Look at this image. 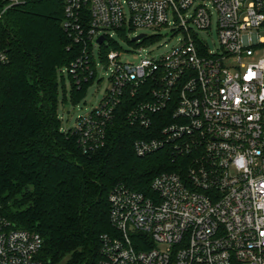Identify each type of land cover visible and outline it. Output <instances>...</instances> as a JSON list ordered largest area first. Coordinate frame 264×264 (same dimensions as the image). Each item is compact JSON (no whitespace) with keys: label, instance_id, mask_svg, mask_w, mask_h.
<instances>
[{"label":"built area","instance_id":"obj_1","mask_svg":"<svg viewBox=\"0 0 264 264\" xmlns=\"http://www.w3.org/2000/svg\"><path fill=\"white\" fill-rule=\"evenodd\" d=\"M22 1L8 0L7 7ZM64 1L63 27L82 46L69 73L79 85L92 83L97 47L113 68L104 100L76 123L84 147L104 142L125 94L135 98L148 82L127 119L145 128L158 120L161 128L158 136L137 139L135 150L146 155L169 146L185 158L178 170L153 178L152 195L125 185L111 192L116 231L102 235L98 264H264V58L244 61L264 47V0ZM212 9L217 50L198 34L211 30ZM127 26H168L183 37L159 57L140 49L137 62L122 61L114 48L101 50L110 30ZM139 34L131 40L147 36L133 40ZM7 59L0 51V62ZM42 247L39 233L18 228L0 206V264H46Z\"/></svg>","mask_w":264,"mask_h":264},{"label":"trees","instance_id":"obj_2","mask_svg":"<svg viewBox=\"0 0 264 264\" xmlns=\"http://www.w3.org/2000/svg\"><path fill=\"white\" fill-rule=\"evenodd\" d=\"M7 4L0 0V51L8 58L0 62L1 211L18 228L42 236L46 264H98L102 235L116 231L111 192L125 185L152 195L153 178L178 170L185 158L169 146L146 155L135 150L137 139L158 136L161 128L158 120L145 128L127 119L135 101L144 100L148 82L135 98L125 94L104 142L86 149L76 125L62 128L58 113L60 77L65 81L60 71L82 51L63 27L65 1ZM70 77L72 100L80 101L91 81L79 85Z\"/></svg>","mask_w":264,"mask_h":264},{"label":"rangeland","instance_id":"obj_3","mask_svg":"<svg viewBox=\"0 0 264 264\" xmlns=\"http://www.w3.org/2000/svg\"><path fill=\"white\" fill-rule=\"evenodd\" d=\"M211 30L198 31L199 37L207 42L209 49L217 50L219 46V37L217 33V12L212 9ZM146 33L147 36L139 41L133 42L131 37ZM110 38L106 46L114 48L120 52L122 61L137 62L140 59V49L143 55L159 57L168 53L172 48L178 46L183 37L180 31H173L171 27L163 26L161 28H137L130 29L128 26L124 32L110 30ZM260 36L264 37V28L260 30ZM94 54L97 62V75L93 82L86 89L84 97L77 102L72 100V82L67 66H63L60 71L64 74V84L60 77L58 90V113L62 121V128L69 129L76 125L78 117L88 114L94 107L98 106L104 100L107 90L112 85L113 68L111 65L103 62L101 59L100 48H95ZM264 58V47L256 48L254 56L245 58V63L257 61ZM164 172V171H163ZM60 264H66L62 261Z\"/></svg>","mask_w":264,"mask_h":264},{"label":"water","instance_id":"obj_4","mask_svg":"<svg viewBox=\"0 0 264 264\" xmlns=\"http://www.w3.org/2000/svg\"><path fill=\"white\" fill-rule=\"evenodd\" d=\"M144 35H145L144 33H140L138 36L134 37L133 40H138L139 38L143 37ZM103 40H104V36H101L99 38V42L101 43V42H103Z\"/></svg>","mask_w":264,"mask_h":264}]
</instances>
